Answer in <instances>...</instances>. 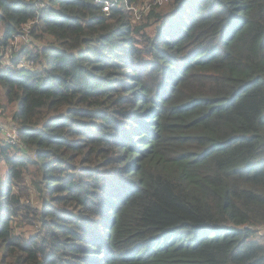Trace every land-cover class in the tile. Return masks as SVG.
<instances>
[{
    "label": "trees",
    "instance_id": "16d2710c",
    "mask_svg": "<svg viewBox=\"0 0 264 264\" xmlns=\"http://www.w3.org/2000/svg\"><path fill=\"white\" fill-rule=\"evenodd\" d=\"M118 2L0 0V264H264V0Z\"/></svg>",
    "mask_w": 264,
    "mask_h": 264
},
{
    "label": "rangeland",
    "instance_id": "374dc122",
    "mask_svg": "<svg viewBox=\"0 0 264 264\" xmlns=\"http://www.w3.org/2000/svg\"><path fill=\"white\" fill-rule=\"evenodd\" d=\"M37 1H44V0H37ZM169 4H164L163 6L156 8L155 10L159 13H163L168 10ZM152 16V17H151ZM151 20L149 23L142 25V28L146 31L152 32L153 28L156 26V21L154 14L150 15ZM138 24V21H136ZM18 42V41H17ZM22 42V43H21ZM21 45L26 43L25 41H21ZM16 110V107H14L12 104L8 103L6 100V97L4 96L3 90L0 89V141L3 142L4 144H7V140L4 136V131H8L15 127L16 129H19L18 123L13 119L14 112ZM17 145V144H16ZM6 177V168L2 162H0V183L4 182ZM27 183L30 184L29 177L26 178ZM5 190V188H3ZM31 200L37 204L38 203V198L36 192L31 188ZM21 226V227H19ZM15 230L17 231H29L31 229V226L28 224H15L14 225ZM258 232L262 235H264V226L260 227L258 229ZM2 251H0L1 255Z\"/></svg>",
    "mask_w": 264,
    "mask_h": 264
},
{
    "label": "built area",
    "instance_id": "2783aa9c",
    "mask_svg": "<svg viewBox=\"0 0 264 264\" xmlns=\"http://www.w3.org/2000/svg\"><path fill=\"white\" fill-rule=\"evenodd\" d=\"M103 2V11H109V9L117 2V0H114L113 3H110L108 0H99ZM168 0H146L144 1V4L141 6L138 3H129L128 0H120L121 5L125 7L127 11H129L132 16L133 20L136 22L140 20V18L146 14L150 7L153 5H162L163 3L167 2ZM118 2V3H120ZM4 136L6 138L7 143H18L20 140V135L18 132V129L13 127L12 129L8 131H4Z\"/></svg>",
    "mask_w": 264,
    "mask_h": 264
}]
</instances>
